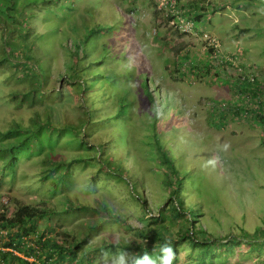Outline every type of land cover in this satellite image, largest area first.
I'll return each instance as SVG.
<instances>
[{
  "label": "rangeland",
  "instance_id": "374dc122",
  "mask_svg": "<svg viewBox=\"0 0 264 264\" xmlns=\"http://www.w3.org/2000/svg\"><path fill=\"white\" fill-rule=\"evenodd\" d=\"M175 1L0 0V215H11L17 204L56 211L38 229L61 241L65 233L89 235L77 252L86 264L170 260L168 251L144 258L133 247L107 245L113 238L122 245L146 242L137 230H154L150 217L172 213L168 167L154 140L171 151L178 173L187 176L184 206L198 208V224L207 233L221 238L239 236L241 228L251 234L264 228V125L243 116H228L220 129L207 124L218 101H239L224 78L264 84V0ZM92 6L104 10L107 20L123 17L115 32L86 42L88 50L104 54L101 68H123L111 75L116 85L108 92L109 103L124 96L121 112L117 106L96 111L76 88L83 78L76 79L67 66L66 47L75 49L82 16L91 28L94 24ZM190 6L203 12L198 22ZM210 59L206 75L201 66ZM142 82L156 108L143 95ZM242 105L252 106L246 99ZM84 120L89 124L82 126ZM7 131L12 134L4 136ZM106 141L114 147L99 150ZM50 155L65 165L49 170ZM112 161L121 170L108 176L100 165L117 170ZM166 224L175 233L185 223L173 217ZM101 246L103 251H87ZM178 250L177 264H264V248L249 250L244 242L203 262L192 259L195 250L185 242Z\"/></svg>",
  "mask_w": 264,
  "mask_h": 264
},
{
  "label": "trees",
  "instance_id": "16d2710c",
  "mask_svg": "<svg viewBox=\"0 0 264 264\" xmlns=\"http://www.w3.org/2000/svg\"><path fill=\"white\" fill-rule=\"evenodd\" d=\"M100 1L98 0V2ZM200 2H202V0ZM190 7L191 8L188 10V13L189 15H194V21L198 22L201 20L204 16L203 12L197 13L195 9H192V6ZM92 8L95 11V16L93 17L95 21L92 28L87 19L82 16V25H80V27H75L78 29V40L75 44V49L72 50L71 48L66 47L68 54L71 56V60L69 59L70 63H68L67 66L70 71L77 72L76 79L83 78L81 82L78 81L76 83V88L82 95L83 99L91 100V104L96 108V111H108L117 106L119 108V112H121L126 106L124 96L118 95L117 98L115 97V99L109 103L108 100L110 99V95L108 96V92L116 85L117 78L113 79L112 77H116V73L123 72V68L120 64L101 68L100 58H102L104 54L97 52L96 50H88L86 42L97 34H109L115 32V30L118 29L116 24L123 22V17L118 14V16L114 15L113 19L107 20L104 10L99 7L97 8L96 6H92ZM202 10L204 11V9ZM87 14L90 15L91 10H87ZM172 18L174 19L175 17ZM107 49L108 44L103 42L102 50L104 53ZM215 53L216 50L211 47L209 49V54L213 56ZM79 54H83V56L80 57ZM182 59L185 61L187 56H183ZM210 61L211 59L207 60L201 66V69L204 70L203 73L206 75L210 72V67L212 65V63L210 64ZM225 64L230 65L231 61L227 58ZM78 65L81 66L79 70ZM195 68H197V66H194V68L192 67L191 69L195 70ZM78 71L83 77H81L80 74L78 75ZM88 79L90 80L89 82H87ZM223 82L229 84L230 90L235 95L237 94V100L239 101L232 99L218 101L217 104L219 105L216 107L213 106L210 111L212 117L207 119V124L214 129H220L225 126V120L228 116H231L232 118H240L243 116L244 118L249 117L251 123L258 122L257 124L264 125V99H262L264 96V84L261 86L257 80H254L252 83H247V81H241L240 77L224 78ZM92 86H94V88L95 86H99L95 89L100 90V96L97 94V91L94 92V88H92ZM141 87L143 88V95H147L151 101H154L152 96H149L150 92H148L147 84L142 82ZM89 95H91V97H89ZM244 99H246L249 105L251 104L252 106L244 107L242 105L244 104ZM156 107L157 105L155 108ZM85 113L89 114L87 111ZM102 115H104V113H102ZM106 121L107 120H105V122ZM86 124H89V122L84 120L82 126H85ZM69 128H71V130L74 129L70 126ZM10 134H12V132L7 131L4 136H8ZM75 134L79 135L81 132L75 130ZM35 140H38V138ZM157 142L158 141L154 140L161 163L167 165L168 167L166 170L168 173L165 174V183L169 190V197L174 198L175 201L174 203H171L172 213L171 215L166 216L164 213L160 212L158 216L150 217L147 224L156 225L154 230L147 229L148 226L137 230L138 236L143 240H146V242H136L131 243L132 245H122L117 243L116 239L113 238L108 240L107 245L122 249L133 247L137 250V253L143 255L144 258L149 257V255L153 254V252L168 251L170 254V260H168L167 264H177V254L179 252L178 245L183 242L189 246L190 250H195V252L191 253L192 259H197L201 262L205 261L204 256L209 258V256H214L220 251H222V254H225L231 250V247L238 246L241 242H244V244L249 247V250L256 251L263 249L264 228L257 229L253 234L248 233L241 228V234L239 236L230 233L221 238H214L201 226H199L197 221V215H199L198 208H189L184 206L185 202L182 197V191L185 190V184L188 182L187 176L185 174L181 175L178 173L171 151L163 149L164 147ZM110 146L114 147L113 143L106 141L103 144H98L97 148L104 151ZM50 157L51 167L49 170H58L61 166L63 167V165H65L64 162L59 161L60 157H54L52 155H50ZM112 164H117L115 167L117 170L112 169L113 171H107L104 167L105 165L102 164L100 165V168L108 176H113L115 171L117 172L121 170V165L120 162L117 163V161H112ZM123 172L126 174L127 171ZM131 180L133 181V179ZM135 192L137 193V191ZM142 207L146 210L145 203H142ZM73 208H76V210L79 211L83 207L79 206ZM105 209L108 210V208ZM54 214H57L54 210L35 208L25 204H17L16 210L11 215L1 214L0 264H86L83 259L84 254L78 256L77 252L81 251V247L87 244L89 235L77 238L65 233L64 239L61 241L57 240L55 237L49 236L47 231L38 229L40 220H45ZM112 214L116 220L122 221V218L118 217L115 213L112 212ZM173 217H182L185 223L182 224L181 229H178L175 233L169 232V227L166 224V222L170 221ZM102 221L103 220L100 222ZM96 223H94L93 227L90 226L88 228L89 231H92L94 227L99 226V224ZM104 249L105 246L90 247L87 251H90L91 254L92 251L99 252Z\"/></svg>",
  "mask_w": 264,
  "mask_h": 264
},
{
  "label": "clouds",
  "instance_id": "9594fccd",
  "mask_svg": "<svg viewBox=\"0 0 264 264\" xmlns=\"http://www.w3.org/2000/svg\"><path fill=\"white\" fill-rule=\"evenodd\" d=\"M176 1L174 0V3H175Z\"/></svg>",
  "mask_w": 264,
  "mask_h": 264
}]
</instances>
